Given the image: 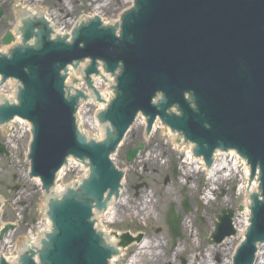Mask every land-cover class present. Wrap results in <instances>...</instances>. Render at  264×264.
<instances>
[{
    "label": "water",
    "instance_id": "1",
    "mask_svg": "<svg viewBox=\"0 0 264 264\" xmlns=\"http://www.w3.org/2000/svg\"><path fill=\"white\" fill-rule=\"evenodd\" d=\"M136 5L137 11L125 18L118 39L119 23L116 28L107 27L103 19L96 17L78 23L85 27L92 24L65 38L54 28L50 39L62 42H48L49 34H41L40 51L28 50L12 58L0 56L3 79L15 78L23 86L19 106L1 107L0 121L5 123L17 116L34 127L30 177H38L47 187L67 156L88 158L93 173L83 184L82 194L92 198L101 210L103 195L105 202L106 191L108 196L115 195L122 178L109 156L142 113L148 118L149 127L158 116L171 130L182 132L199 147L197 154L205 160L219 147L237 150L248 160L253 173L260 169L264 196V0H137ZM31 36L32 32H27L23 42ZM11 40L8 35L3 42ZM33 42H38L37 35L28 45ZM89 59L92 63L88 67ZM98 60L105 63L108 72H114L119 64L123 71L118 78L117 98L102 118L113 126V136L105 144L88 145L76 135V103L65 98V77L61 73L67 74L69 86H75L72 80H76L84 88L83 70L88 67L87 77L97 73ZM103 67L96 63L99 77L92 76V80L106 102L113 95L109 88L114 83ZM86 82L91 87L89 78ZM158 93L167 99L160 107L153 104ZM185 93L193 94L196 111L186 102ZM86 94L91 96L90 92ZM95 96L99 102L98 93ZM175 104L182 111L181 117L168 113ZM93 111L87 106L82 114L92 119ZM87 122L84 119V124ZM145 124L144 117L137 119L114 156V165L125 173L120 200L114 204L112 199L101 213L95 209L96 229L109 250L101 246L93 230L87 202L66 198L52 210L58 233L43 264H178L182 257L192 260L191 264H232L234 249L244 243L251 220L244 188L238 187L234 195L237 212L232 224L236 236L216 245L210 235L219 210L232 204L228 187L239 171L237 160L229 165L220 159L213 171L215 181L207 182L200 172L201 163L194 160L189 146L174 133L162 130L160 122L154 123L151 138H146ZM85 127L89 130L88 125ZM103 130L102 126L98 131L101 136L105 135ZM84 137L88 135L85 133ZM139 144L144 145L145 152H140L134 161L143 149ZM136 145L139 146L134 148ZM0 154L8 155L3 146ZM125 154L128 163L134 161L129 166ZM181 155L183 164L177 162ZM174 163L186 176L177 172L178 178L173 179ZM242 172L246 174L243 167ZM206 184H211V190L202 199L200 189ZM256 186L255 181L251 190ZM221 191L225 192L222 197L218 193ZM186 194L195 195V201L188 197L192 209L189 213L184 212L182 205ZM254 202L252 227L234 264H252L256 242H264V203ZM171 205L182 216V223L174 208H169ZM3 206L1 203L0 209ZM185 209L189 210L187 206ZM0 215L1 222L5 221L3 213ZM224 227L228 230L225 235L231 233L228 224L217 225L216 242L223 239L220 233ZM13 229L14 225H6L0 231V241ZM127 232L133 236L143 234V243L128 246L133 241L139 243L141 235L132 238ZM114 233H127L118 237V246L128 248L116 250L117 253L110 250L117 246ZM180 233L181 240L177 239L173 246L172 237L175 240ZM256 255L255 264H264V245Z\"/></svg>",
    "mask_w": 264,
    "mask_h": 264
},
{
    "label": "rangeland",
    "instance_id": "2",
    "mask_svg": "<svg viewBox=\"0 0 264 264\" xmlns=\"http://www.w3.org/2000/svg\"><path fill=\"white\" fill-rule=\"evenodd\" d=\"M128 2L129 0H102L101 5L103 7L98 4L96 7L101 8V10L98 9V13L101 15L100 12H102V15H104L102 16L103 18L110 16L113 17L115 21L120 18L119 15L122 12L127 10L129 6ZM68 4L69 8L74 7V10L71 8L73 17L79 19L85 11L86 13H90V3L87 0H69ZM96 11L97 10H95V12ZM68 25V28H70L71 22ZM10 87L11 86H7L5 88L4 93L2 92V96L6 98L7 96L9 97ZM13 126L16 127L15 124ZM7 131L3 132L0 129L1 142L6 143L4 140H6ZM24 138V140L17 137L12 138L7 146L10 152L9 158L5 159L0 157V202L4 203V206L0 209V213H3L6 218L2 223H16L18 225L17 231L8 238L9 243L5 244L6 249L13 244L18 245V248L22 247L28 237V230L31 229V226L39 223L38 221L41 220L42 216L39 210L43 203L42 200L44 196L41 190H39L37 183L28 180L29 163L26 161L25 155L29 139L26 137ZM69 179H71V177ZM14 186H17L18 192L12 191L11 188ZM25 215L26 218L24 220ZM0 249H2V247Z\"/></svg>",
    "mask_w": 264,
    "mask_h": 264
},
{
    "label": "flooded vegetation",
    "instance_id": "3",
    "mask_svg": "<svg viewBox=\"0 0 264 264\" xmlns=\"http://www.w3.org/2000/svg\"><path fill=\"white\" fill-rule=\"evenodd\" d=\"M68 1L69 0H0V10L3 12L2 17H0V51L2 46L4 45L2 43L4 36H6L7 34L13 36V34L16 33L18 37L21 38L23 33L22 30L24 27L32 26L34 27L33 31L35 32L43 31L45 29L54 30V28H57L55 26V23L58 22V19L61 20V16L63 13V11L59 7L66 9V5H64V3H67V5H69ZM87 1L90 3V13L97 4L102 6V0ZM67 8L70 11L71 8L74 10V7ZM90 13H86L85 11V13H83L80 17H84L85 15H89ZM32 16H35L36 18ZM67 18L68 17L66 16L64 19ZM77 19L78 18L73 17L71 27L68 28L69 25L67 24L63 26L62 29H72L73 24ZM44 21H47L49 24H47V22L45 23ZM7 51L10 52L12 50ZM230 197L232 199V204L222 208L231 210L235 208L234 205L236 202L234 199V195L231 194ZM189 198H192V200L194 201L193 195L190 194ZM178 264H191V262H189V260L185 257H182L180 260H178Z\"/></svg>",
    "mask_w": 264,
    "mask_h": 264
},
{
    "label": "bare ground",
    "instance_id": "4",
    "mask_svg": "<svg viewBox=\"0 0 264 264\" xmlns=\"http://www.w3.org/2000/svg\"><path fill=\"white\" fill-rule=\"evenodd\" d=\"M64 5H66V9H63L61 7H59L63 13H62V18L61 20L58 19V22L55 23V26L57 28H55V30H57V34L61 37H66L67 34H74V32H70L71 30H63L62 27L67 25V24H70V22L72 23L73 22V15H72V12L70 10H68L67 7H69V5H67V3H64ZM128 8H134L135 7V0H129L128 2ZM127 8V10H128ZM101 10V8H97L96 12H95V9L92 10V12L89 14V15H85L84 17H80L81 21H78V23H86V22H90L91 19H94L97 18L98 19H103L104 23L106 24L107 27H116V25L119 23V19L115 20L114 21V18L113 17H110V16H107V17H102L104 15H102V12L101 15H99L98 11ZM70 11V12H69ZM68 17L67 19H64L65 17ZM77 23V24H78ZM13 41L8 44V45H3L2 48H1V52H6L7 50H12V48H15L17 45H20L21 42H20V38L18 37V35L15 33L13 34ZM5 86H11L13 88V85H12V82H10L9 84H6ZM2 91L3 90H0V103H2L4 99V96H2ZM14 92H15V89H13V91H10L9 92V97L7 96V99H10V102H12V99L11 98H14L15 96L14 95ZM23 130V129H22ZM17 138L21 139L22 137V134H19V135H16ZM15 138V137H14ZM24 139V138H23ZM87 172V169L85 167H82L78 173V175L80 177H82L85 173ZM60 179V178H59ZM61 181V179H60ZM60 181L57 183V187H56V190H54V193L53 195H62V193L65 192V187L62 186V184L60 185ZM37 183V182H36ZM49 201H47L46 203H44L42 206H41V211L44 213V217H43V220L44 222L47 223V226L43 227L41 232H39L37 238L39 237V235L42 234V231L45 233L48 232L50 230V222L48 221V218H47V215H46V210H47V204H48ZM43 235V234H42ZM37 238L34 236L31 240L27 241V243L29 244L30 243H33L35 245H38L36 244L35 242L37 241ZM9 240L8 237L5 238V240L3 241V243L5 241ZM19 253V249H17L15 246L8 252V255L10 257H16V255Z\"/></svg>",
    "mask_w": 264,
    "mask_h": 264
}]
</instances>
